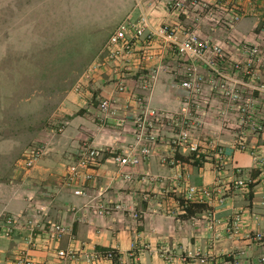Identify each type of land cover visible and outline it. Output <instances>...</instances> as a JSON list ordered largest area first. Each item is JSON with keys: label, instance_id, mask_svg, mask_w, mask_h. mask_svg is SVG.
I'll list each match as a JSON object with an SVG mask.
<instances>
[{"label": "crops", "instance_id": "crops-1", "mask_svg": "<svg viewBox=\"0 0 264 264\" xmlns=\"http://www.w3.org/2000/svg\"><path fill=\"white\" fill-rule=\"evenodd\" d=\"M166 3L0 0V216L35 207L42 221L68 228L55 244L57 248L101 253L94 262L79 259L66 264H229L233 258L237 264H264V132L247 139L248 149L257 156L232 145V130L207 126L191 130L192 139L199 142L200 157L195 158L186 143H174L182 128L167 126L138 164L122 165L113 157L135 145L132 117L139 108L136 96L142 99V106L179 113L183 91L163 67L170 53L156 48V55L146 59L143 39L128 56L108 59L89 77L88 68L94 57L105 58L103 45L125 17L136 19L144 14L153 26L173 22L175 17ZM246 10L236 35L250 40L264 7L257 3ZM66 22L83 34L101 33L92 36L96 39L92 45H86L92 57L85 69L72 85L68 77H52L60 84L54 91L45 93L40 87L23 85L22 76L29 82L37 78L31 51L36 50L38 34H52L57 27L56 33H62ZM214 35L223 37L221 32ZM7 49L11 55L6 56ZM153 67L159 68L156 80L144 90L141 79ZM119 77L124 80V91L118 90ZM77 84H81L80 90L75 89ZM5 93L12 96V103L5 104ZM34 96L43 99L42 109H35L32 103L25 108L20 105L21 100L30 102ZM102 98L114 101V116L105 117L98 110ZM121 116L125 121L119 126L116 121ZM6 117L22 119V125L8 122ZM217 140L224 144V156L215 153ZM84 142L106 150L99 164L87 170L91 177L85 181L84 193L77 195L64 184L63 175ZM30 143L41 145L44 153L26 169L19 157ZM238 178L246 179V185L235 186L233 181ZM188 185L210 192L188 197ZM89 202L119 208L94 215L86 210ZM182 203L189 205L191 213L185 214ZM236 216L238 228L232 232ZM28 234L25 230L12 237L0 236V264H13V257L24 251L34 264H62L41 245L33 249L27 243ZM256 234H262V239H253ZM109 251L111 257L105 255ZM200 257L206 260L201 262Z\"/></svg>", "mask_w": 264, "mask_h": 264}, {"label": "built area", "instance_id": "built-area-1", "mask_svg": "<svg viewBox=\"0 0 264 264\" xmlns=\"http://www.w3.org/2000/svg\"><path fill=\"white\" fill-rule=\"evenodd\" d=\"M261 4L264 0H167L166 9L174 15V21H162L153 26L144 14L136 19L125 17L109 35L101 52L89 67L87 76L106 61L117 56H128L134 44L140 39L146 41L143 56L151 59L158 48L170 53L169 61L163 67L173 74L175 86L183 91V108L179 113H168L147 106H142V99L135 100L139 106L133 113V136L135 145L125 154H116L114 159L122 165H135L151 152V144L156 142L159 132L167 126H180L182 130L175 136L174 143H186L189 151L199 158V142L191 137V130L218 127L232 130V145L241 151H248L253 156L256 152L248 149V136H257L264 132V13L258 17L253 29V38L238 37L237 25L247 15L250 5ZM181 17H183L181 19ZM222 33L220 38L214 34ZM161 55V54H160ZM160 57V56H159ZM109 59V60H108ZM158 67H153L146 77L141 79L142 89L152 87L156 80ZM119 91L126 89L122 77L118 78ZM81 89V84L75 86ZM116 106L110 98H102L98 110L107 116L116 114ZM125 117L117 118L116 124H124ZM140 143L139 149L136 146ZM215 153L224 156V144L217 140ZM105 150L103 147L84 142L80 145L75 158L67 165L63 182L73 187L74 194L84 193V184ZM44 149L37 143L26 146L19 163L22 167L31 168L42 156ZM246 179H234L237 187L245 186ZM209 189L188 185L186 195H208ZM119 205L89 202L87 212L94 215L109 214ZM232 232L238 228V217L234 219ZM28 231L27 243L34 249L41 245L49 250L62 264L82 259L94 262L101 253H84L68 248L56 247V243L68 228L63 223L44 222L37 208L28 207L24 213H5L0 216V236L12 237L19 231ZM262 234L252 238L262 239ZM112 252H106L108 257ZM201 262L206 260L200 257ZM264 262V257L262 258ZM13 264H34L27 251L13 257ZM237 264V259L229 260Z\"/></svg>", "mask_w": 264, "mask_h": 264}, {"label": "rangeland", "instance_id": "rangeland-1", "mask_svg": "<svg viewBox=\"0 0 264 264\" xmlns=\"http://www.w3.org/2000/svg\"><path fill=\"white\" fill-rule=\"evenodd\" d=\"M69 23L66 22V26H64V29L61 31L62 33H56V31L58 30L57 27L52 30V34H38V39L40 41L38 42L37 39L36 50L31 51L34 61L37 65V78L35 80V77H33V82H29L26 79L23 80L22 76L21 83L23 85H28V87L30 85L32 87H40L42 88V91L46 93V91H54V89H56V87L60 85L58 81H55L52 77H68V80H70L68 82L69 85L74 84V82L78 78V74H80L85 69L87 62L90 61L92 57L91 53L88 52L90 49L86 50V45H92V43L96 41V39H93L92 36H101V33L98 32L94 34L93 32H90L88 35L83 34L80 30H78L79 28H74ZM43 37H45V40L43 39ZM11 54L12 51L10 49H7L6 56ZM96 57H94L92 61H95ZM39 77L42 78L40 79ZM26 89H23V91H25ZM23 93L25 94L26 92ZM25 95L28 94L26 93ZM4 97L6 101L5 104L12 103L13 99L11 95L5 93ZM42 101L43 99H36L34 96L31 98L30 102L21 100L20 105L25 108L30 107L32 103L35 109H37L38 106L42 109L44 107ZM6 121L12 123L17 122L21 125L23 122L22 119L13 120L12 118L8 119L7 117ZM60 125L62 124L60 123Z\"/></svg>", "mask_w": 264, "mask_h": 264}, {"label": "trees", "instance_id": "trees-1", "mask_svg": "<svg viewBox=\"0 0 264 264\" xmlns=\"http://www.w3.org/2000/svg\"><path fill=\"white\" fill-rule=\"evenodd\" d=\"M182 206L184 208L185 214H189L191 213V208L189 207V205L182 203Z\"/></svg>", "mask_w": 264, "mask_h": 264}]
</instances>
